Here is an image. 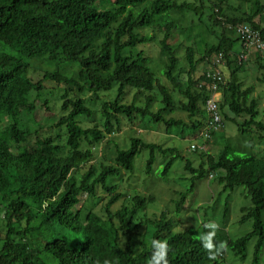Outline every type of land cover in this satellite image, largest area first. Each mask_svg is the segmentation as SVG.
Wrapping results in <instances>:
<instances>
[{"label": "trees", "instance_id": "obj_1", "mask_svg": "<svg viewBox=\"0 0 264 264\" xmlns=\"http://www.w3.org/2000/svg\"><path fill=\"white\" fill-rule=\"evenodd\" d=\"M216 1L0 0V264H104L105 260L149 264L153 239L168 243V264H223L226 251L209 259L192 228L176 231L165 213L149 216L146 208L155 201L153 195L136 193L129 204L114 208L125 195L113 179L122 170L133 173L135 159L144 149L149 150L148 175L158 154L168 158L162 163L164 176L178 159L190 172V186L178 191L173 203L177 213L200 179L214 177L224 192L244 187L251 206L241 208L239 222L252 220V230L237 238L219 232L213 243L226 242L227 249L244 260L248 244L256 239L251 264H263L264 157L259 154H264V120L258 119L257 99H250L254 86L244 88L240 80L248 59L238 60L244 50H233L240 39L229 25L248 23L261 29L264 38V0H244L251 3L248 10L228 5L230 14L222 10L226 0ZM207 10L211 26L203 20ZM186 12H193L217 38L199 57L193 45H183V40L173 43L180 21L171 14ZM149 27L163 32L158 66H151L152 58L138 49L155 40V34L141 32ZM180 29L189 43L194 38L193 25ZM220 53L223 64L215 63ZM259 60L264 69V60ZM35 61L50 68L38 69L42 75L36 80L30 76ZM201 63L211 64L200 72ZM218 69L224 77L218 101L223 124L233 119L239 133L247 135L255 126L263 147L258 155L250 138L253 150L245 154L228 145L216 155L196 148L203 158L196 166L176 146L133 136L128 147L115 144L114 163L92 162L93 147L120 132L123 120L163 124L167 132H178L182 138L188 130L202 131L208 123L206 102L212 93L205 75ZM258 80L264 83V70ZM47 81L63 88L58 99L60 115L56 122H39L32 129L25 113L34 115L35 100L50 94L45 90ZM98 102L102 103L99 113L91 106ZM177 111L190 120L173 116ZM98 114L102 127H83L84 119L94 120ZM243 115L239 122L237 117ZM43 127L55 136L45 134L49 130L42 132ZM215 132L210 137L201 133L205 143ZM100 190L108 197L100 196ZM91 197H107L100 212L86 205ZM226 199L224 217L229 212V195Z\"/></svg>", "mask_w": 264, "mask_h": 264}, {"label": "rangeland", "instance_id": "obj_2", "mask_svg": "<svg viewBox=\"0 0 264 264\" xmlns=\"http://www.w3.org/2000/svg\"><path fill=\"white\" fill-rule=\"evenodd\" d=\"M183 1V0H181ZM191 2H197V0H187ZM216 1V0H214ZM218 2V1H216ZM243 6L242 8L248 10L251 7V3L244 0H226V2L221 3L222 10L226 14H230L229 6ZM208 10L204 15V22L210 24V21L207 19ZM172 18L178 19L179 25L177 29L173 32L174 42H182L183 45H193L196 49V56L199 57L200 54L204 51L206 46H210L212 44L217 43V38L214 34L210 33L205 24L198 21L197 16L193 12H186L185 14L178 15L176 13L171 14ZM185 20V21H184ZM259 21L260 18L257 17L255 19ZM263 23V21H262ZM193 25L194 30V38L188 43L184 36H182V32L180 27H190ZM211 26V24H210ZM180 29V31H179ZM218 31L219 27L216 28ZM141 32L143 34H155V40L147 45H141L138 49H144V51L152 58L151 66L155 64H161L160 57V39L163 37L162 30L153 29L152 27L142 29ZM235 37L237 35L234 34ZM233 50L235 52H240L243 50V46L240 40H236L233 45ZM254 51V50H253ZM251 52L249 54L248 60L244 64L243 71L240 72V80L243 82V87L254 86V90L250 95V99L255 98L258 101V106L260 109V115L258 119L264 120L263 112H264V83H261L258 80V77L261 76L263 72V68L259 66V58L260 56L261 62L264 60V52ZM258 53V54H257ZM181 55H184L181 52ZM153 63V64H152ZM211 64V63H210ZM208 63L200 64V72L205 71L206 67H209ZM34 69L30 72V76L35 80L41 77L42 73L38 71V69H50L47 63L44 62H33ZM229 75V71L227 72ZM164 79V77H160ZM45 90H50V94H44L41 99H36L35 102L38 105V109L36 113L33 115V112L26 114L27 121L32 129H35L36 125L40 122L42 125H50L51 122H56L60 112L59 107L61 105V101H59V96L62 93V86L57 85L54 81H47L45 83ZM45 97H48L47 103L44 102ZM56 99V100H55ZM249 99V100H250ZM102 103L98 102L95 104H91L95 110L100 111ZM228 112V109H226ZM175 117H182L186 121L190 119L186 117V114L177 111L173 113ZM246 115L237 117L239 122H242ZM50 119V121H47ZM103 118L101 115H97L94 120L84 119L82 121L83 127H93L94 125H99L102 127ZM6 121L4 122V125ZM123 126L120 132H117L113 135H108L100 144L93 147L95 152V158L92 160L94 163H98V161L104 160L107 163H114L115 150L117 144L119 147L125 148L130 144L131 137L138 136L143 138L145 141L157 142L164 146H176L180 153L184 156V158L188 157L192 160L194 165H198L203 161L200 153L195 152V149L191 148V145L194 143L196 145H203L205 143V139L201 136V129L188 130L186 131V138H182L179 136L178 132L170 131L167 132L166 129L162 125H158L156 127L153 123H141L140 121H136L131 124L127 120H123ZM224 126L217 130L215 134L210 138L209 143H205L204 151H208L209 153L218 154L225 146H231L236 148L237 153L245 154L249 149H252L249 139L254 138V153L261 152V147L258 142V130L255 126L252 127V134H241L238 131L237 124L233 121V119H227L224 121ZM49 130L47 127H43L42 132ZM49 135L55 136L54 132L48 131ZM57 139V138H56ZM57 141H62L57 139ZM87 145H84L86 147ZM252 149V150H253ZM243 150V151H242ZM246 150V151H244ZM245 152V153H244ZM264 153V152H263ZM258 155V154H257ZM259 156H263L260 155ZM149 157V150L144 149L135 159V167L134 172L130 173L125 170H122L121 175L114 178L112 183L118 184V191L124 193L125 197L120 199L114 206V208H119L123 203H128L132 200V197L139 193L141 195H153L155 197V201L148 204L146 208V212L149 216L153 214L159 215L161 213H165L171 221L176 225L175 230L182 231L188 228H192L198 237H201L203 234L210 232L211 229L205 228L204 225L208 223H215L219 226L217 233L226 232L231 238H237L245 235L249 231L252 230L253 222L252 220H248L244 223H240V219L243 215L241 212V208L243 206H251L250 199L246 196V189L244 187H238L234 191H223V186L220 185L214 177H207L200 179L196 182V186L194 191L189 195L186 204L183 206L180 213L175 212L174 201L178 198V191L184 190L188 186H190L189 177L191 176L190 172L183 169V160L178 159L174 162L171 170L168 175L164 176L162 174L163 164L167 161V157L161 156L158 154L157 162L154 165V170L152 174L148 175L145 171L146 160ZM91 162V163H92ZM161 162V163H160ZM185 162V160H184ZM86 167V166H85ZM246 191V192H245ZM99 195L105 196L100 190ZM229 195V212L228 216L224 217L223 212L225 208V204L227 202V197ZM108 197V195L106 194ZM104 200H98L97 198L91 197L88 199L86 205L89 208H96L99 212ZM81 206V204H80ZM1 213H0V225L3 226V222L1 221ZM215 238V237H214ZM255 240H252L248 244L247 248V256L246 258L240 259L239 256H236L229 249L224 253L223 264H251L254 252V244ZM214 241V239H213ZM262 262L264 264V247L261 252Z\"/></svg>", "mask_w": 264, "mask_h": 264}, {"label": "built area", "instance_id": "obj_3", "mask_svg": "<svg viewBox=\"0 0 264 264\" xmlns=\"http://www.w3.org/2000/svg\"><path fill=\"white\" fill-rule=\"evenodd\" d=\"M229 28L234 30L235 35L239 37L243 46L244 52H240L238 55V60L240 62L246 61L248 59L252 49H256L261 53L264 52V38L262 36L261 29L255 28L248 23L230 24ZM215 63H224L221 53L215 58ZM205 78L212 90V93L206 102V109L209 114L208 123L201 132L204 137H210L209 135L211 132L217 131L223 126V118L219 112L218 101L221 97L219 86L221 83H224V77L222 72L218 69L207 71ZM191 148L205 149V144L196 145L193 143Z\"/></svg>", "mask_w": 264, "mask_h": 264}, {"label": "clouds", "instance_id": "obj_4", "mask_svg": "<svg viewBox=\"0 0 264 264\" xmlns=\"http://www.w3.org/2000/svg\"><path fill=\"white\" fill-rule=\"evenodd\" d=\"M204 227L211 229V231L201 236V243L203 248L208 253L209 259L215 260L218 255H220L223 251H226L227 245L224 241H218L215 244L213 243V239L219 228L217 224L208 223L205 224ZM151 247L153 251L149 259V264H168V253L170 251L168 243L162 240L153 239L151 241ZM104 264H111V262L109 260H105Z\"/></svg>", "mask_w": 264, "mask_h": 264}]
</instances>
